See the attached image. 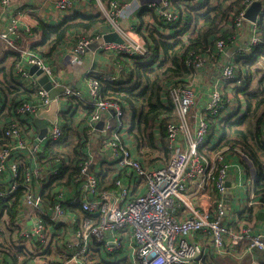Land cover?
Here are the masks:
<instances>
[{
    "label": "built area",
    "instance_id": "2783aa9c",
    "mask_svg": "<svg viewBox=\"0 0 264 264\" xmlns=\"http://www.w3.org/2000/svg\"><path fill=\"white\" fill-rule=\"evenodd\" d=\"M144 1L134 0L140 6ZM0 2L5 6L11 4V0H0ZM190 2L192 3L191 0ZM255 2H261L262 8L257 15V21L247 27L246 24L250 21L246 19L245 14ZM143 4L149 9H154L164 23L172 24L179 20V12L173 6V0H147V3ZM56 6L65 16L70 15L75 8L72 0H57ZM95 7L97 8L95 14H104L112 25L113 32L118 33L122 39L121 43L104 42L101 46L103 52L114 57L149 58L153 56V52L136 34L129 21V14L133 11L131 3L117 0L112 1L107 7L101 0H97ZM238 11L233 21L237 33L242 35L248 28L252 35L237 48L236 57L251 58L255 49L264 45V31L260 25L258 26V19L264 14V0H244L242 9ZM22 14L20 8L16 7L10 16L8 26L0 31V43H5L7 52H19L17 42L12 36L19 35L18 21ZM2 18L0 16V25ZM99 38H103V35L80 38L71 51V62L80 66L84 65L83 55L86 49L94 39ZM215 47L217 54L222 55L229 45L219 39ZM25 55L29 64L37 66L44 75L49 77L54 88L59 86L54 80L51 66L41 55L32 50L25 52ZM211 57L192 52L187 56L185 63L193 70V73H196L209 65ZM261 59L264 61V55ZM117 65V69L122 68L119 62ZM20 72L27 75L23 70ZM90 74L91 72L87 71V85L92 100H86L80 90L65 88L64 93L58 95L56 101L59 103V98L67 97L79 100L84 106L92 107L93 110L89 116L93 127L94 123L100 120L103 110L108 109L113 112L116 123L113 124L112 120H108L101 133L108 139V145L113 147L116 155L114 161L122 172L121 177L116 179L112 188L108 190L101 188L99 175L90 168L92 158H85L80 161V171L73 178L75 184H78L77 194L67 197L63 192H58L52 203L45 206V210L42 209L45 200L42 192L34 190L36 174L30 168V158L40 151L43 140L48 139L49 142L54 143L64 137L66 121L56 120L46 137L43 139L36 137V145H32L25 138V128L13 120L18 114L36 113L39 109L50 106L53 100L49 91L40 89L36 92L37 100H23L16 106L11 123L4 128V136L0 143V175L8 173L10 178L8 184L0 186V199L12 197L20 186L25 189L15 223H11L6 209H3L0 216V232L6 237L9 246L31 250L35 258L28 264H64V262H52L49 259L47 249L52 245L54 234L43 217L48 216L55 223L54 227H60L67 217L69 207H78L83 215L80 221L72 226L73 239L63 241L66 252L65 263L86 256L90 251L92 239L99 243L104 242L109 248H112L110 243L118 247L121 245V234L127 233L138 264H184L202 256V246L188 240L190 234L200 232L208 235L213 251L220 257H243L255 250L264 251V232L255 234L249 226L236 228L223 223L222 201L213 211L193 210V214L184 220H178L173 215L176 209L175 201L178 207L185 206L192 209L186 196L188 181L198 182L199 186L207 182L212 183L220 194L226 190L229 166L225 161L226 150L215 153L212 159H209L201 152V148L209 132L207 117L217 115L224 110L230 104L229 99L218 90L212 91L202 116L198 117V123L190 134L188 116L195 100L193 79L191 78L185 84L171 86L168 92L175 106L177 119L168 125L170 159L163 167H147L136 157L134 158L129 147L121 141L119 130L124 127V109L121 104L116 99L104 98L100 91L99 79ZM220 74L236 87L243 83V80L236 75V65L232 61L223 63ZM102 77L110 81L119 79L115 75L108 74H103ZM23 151H28L27 157H23ZM40 156L45 162L43 169L47 170V177L50 179L64 167L63 159L48 160L44 155ZM27 162L29 168L26 169L23 183H21L19 167ZM132 174H136L147 183V191L144 194H134L136 187L130 180ZM126 177L129 182H125ZM254 203L250 202V206ZM26 211L30 216V228L20 224V217H23ZM110 233L114 234L111 242L108 237Z\"/></svg>",
    "mask_w": 264,
    "mask_h": 264
},
{
    "label": "crops",
    "instance_id": "0c3cea01",
    "mask_svg": "<svg viewBox=\"0 0 264 264\" xmlns=\"http://www.w3.org/2000/svg\"><path fill=\"white\" fill-rule=\"evenodd\" d=\"M57 0H11L10 5H3L0 2V16L2 23L0 31L6 29L9 23L11 14L16 7L22 11V16L18 21L19 35H13L12 38L17 42L19 52H7L5 43H0V68H13V81L9 84L8 79L5 78V71L0 72V82L3 87L0 88V139L3 135L6 125L11 123L12 116L16 106L21 102V94L23 98L29 97V100H37L36 92L42 89L39 78L36 75H31L32 65L27 62L25 52L32 50L35 44L42 40V31L39 28L40 22L58 25L61 24L66 17L56 6ZM75 8L72 13L76 11H83L87 14H95L97 8L95 3L97 0H72ZM125 2L133 5L132 12L129 14V21L131 24L138 22V14L143 7L147 8V0L142 2L143 5H138L134 0H124ZM216 1L212 0L211 4ZM193 6V5H191ZM71 13V14H72ZM70 14V15H71ZM102 15V14H101ZM158 15V14H157ZM69 16V15H68ZM105 17V16H104ZM106 24L99 27L97 33L93 31H78L72 32L67 37V40L60 45L56 51L53 52L51 57L45 58V61L51 66L55 82L59 84L58 87H65L80 90L86 100H92L87 85V71L93 75L102 76L103 74L115 75L122 77V68L117 69L112 55L101 50L104 43V36L113 32L112 25L106 19ZM152 21V19L150 20ZM259 24L261 20L258 19ZM264 22V21H263ZM262 22V23H263ZM253 22H247V27ZM264 31V23L260 25ZM103 35V38L94 39V41L86 49L83 58L84 65H76L71 62V51L77 41L83 37ZM252 35L248 28L242 35L236 33L235 40L230 45L224 54L211 57L209 65L199 72L193 73L192 83L195 90L194 105L189 114L190 134L198 123V117L205 110L210 94L214 90H218L222 95L229 99L230 104L226 106L219 114L222 117L238 116L245 112L246 102L243 99L242 93L237 94L236 86L226 81L220 74V68L225 62H235L237 48L241 46L245 39ZM216 49V47H215ZM264 50V45L257 47L255 50ZM33 51V50H32ZM18 52V53H17ZM217 52V50H216ZM215 57V58H214ZM16 62L14 63V61ZM264 63V62H263ZM20 70H23L27 75H23ZM243 75L245 69H241ZM122 74V75H121ZM236 75L240 78L237 72ZM20 94V95H18ZM23 101V100H22ZM61 104L60 110L57 112L56 120H65L64 127L69 128L64 137L53 143L48 139L41 142L40 151L34 153L30 158V168L34 171L35 175V192L43 193L45 203L42 209L45 210L52 203L54 197L47 198V194L43 192L44 185L48 180L47 170L43 169L45 162L41 158V154L51 160L52 158L63 159L64 168L71 166L75 160L85 158H92L91 170L99 175L100 179L112 180L116 176L121 177V170L117 163L114 162L116 155L113 147L108 145V139L103 136L97 128L99 122L112 120L113 124L116 120L113 119V112L111 110H103L101 118L98 122L94 123V127L90 124L89 109L84 107L78 100L61 97L59 98ZM49 106L46 107V110ZM131 115L128 112L124 121V127L119 130L121 141L124 142L131 150L134 158L140 160L147 167H162L165 165L166 160L161 155L151 154L148 155L149 148L139 147L133 138L128 135V118ZM36 113L32 114H18L13 120L19 122L25 128V138L29 144L36 145V137L39 138L40 129L34 123ZM55 120V121H56ZM42 122L48 125L49 118L44 116ZM22 127V128H23ZM32 128V130H31ZM218 136H213L210 139L208 147L215 145ZM52 144V147H48ZM54 149V150H53ZM157 151H155L156 153ZM28 151H23V157H27ZM161 158V159H160ZM47 160V159H46ZM225 161L228 163V174L226 177V190L220 194L214 184L205 183L199 186L198 182L188 181L186 196L191 204L192 209L185 206L178 207L175 201L176 209L173 215L178 220H184L193 214V210L199 212L213 211L216 205L222 201L224 205V220L225 225H231L236 228H243L249 226L255 234L264 232V220L260 219L259 213H264V203L258 202L255 196V180L256 171L249 161L246 154L235 153L234 150L225 152ZM44 162V163H43ZM63 171V169L61 170ZM70 169L64 175L63 181L54 189L55 195L58 192H63L67 197H73L77 194L78 184L69 178ZM135 173V172H132ZM110 175L112 179L110 178ZM199 179V178H198ZM128 178H125V182ZM132 184L135 185L134 194H144L147 191V183L144 179L139 178L136 174L130 176ZM10 181L9 174L5 173L0 175V186L8 184ZM113 181V180H112ZM110 181V183L112 182ZM114 182V181H113ZM200 182V179H199ZM101 183V181H100ZM43 184V185H42ZM100 187L104 188L102 184ZM231 187V188H229ZM232 191V193H231ZM250 202H255L250 206ZM249 207L253 208L252 211H247ZM29 212L26 211L24 216L20 217V224L25 228L31 227ZM83 212L80 208L72 207L68 210L66 219L61 223L60 227H54L55 223L48 217L44 216V220L50 230L53 232L52 245L47 249L49 259L52 262H59L64 264H138L136 253L129 234H121V245L114 247L112 243L109 248L104 242L99 243L91 240V248L86 256L79 258L76 261L65 263L66 252L63 248V241L73 239V228L77 224ZM114 234H109V242L113 239ZM188 240L191 243H199L203 248V255L188 261L184 264H264V251L255 250L251 254L243 257H220L215 254L212 248L211 241L207 234L204 232L190 234ZM9 243V242H8ZM7 243V244H8ZM9 251H0V264H28L32 263L35 258L31 250L26 248L6 246Z\"/></svg>",
    "mask_w": 264,
    "mask_h": 264
},
{
    "label": "trees",
    "instance_id": "16d2710c",
    "mask_svg": "<svg viewBox=\"0 0 264 264\" xmlns=\"http://www.w3.org/2000/svg\"><path fill=\"white\" fill-rule=\"evenodd\" d=\"M112 1L117 0H101L107 7ZM191 1L192 3L190 0H173V6L179 12V20L172 24L161 21L154 9L143 7L138 14V22L132 25L136 34L153 52V56L149 58L111 56L110 58L115 63L119 62L122 67L123 76L116 80H105L102 76L90 74L99 79L100 91L104 98L116 99L121 104L124 109V119L127 113H130L129 137L133 138L137 146L141 148L147 146L148 155H161L166 160L165 165L171 154L168 125L177 119L168 89L173 85L185 84L192 78L193 70L185 63L190 53L216 56L217 40L222 39L229 46L233 44L237 33L233 21L239 13L238 10L242 9L244 0H215L214 4H211L212 0ZM259 20L261 23L258 22V26L264 23V14ZM106 22V18L100 13L87 14L83 11H76L66 16L58 25L40 22L42 40L35 44L32 50L44 59L51 57L53 52L67 40L70 33L75 31L97 33L99 27ZM263 55L264 50L258 49L251 58L239 56L236 58L234 62L236 72L243 80L242 85L237 86L236 89L237 94L242 93L246 102L245 112L224 118L219 114L222 111L214 116L209 115L207 117L209 132L201 148V152L209 159H212L215 153L225 150L246 154L256 171L255 196L260 203H264V61L261 59ZM13 68V64L10 68H0V72L5 71V78L8 79L9 84L13 81ZM240 68L245 69L244 75ZM2 87L3 84L0 82V88ZM27 94L18 95L22 100H29V97H22ZM84 107L93 110L90 106ZM68 130L69 128H66L65 135ZM216 135L217 142L209 148L211 137ZM48 147H52V144ZM54 159L56 158L51 160ZM81 160L73 161L67 168L63 167V171L61 169L46 182L43 192L47 194L48 199L55 196L54 189L63 181L68 169H70L68 182L69 178L73 180L79 173ZM28 168V162L19 167V182L23 183ZM110 178L112 179L111 175ZM116 179L115 176L113 182L102 181L101 178L100 185L108 190L114 186ZM24 190V187L20 186L12 197L0 199V216L3 209H6L11 223L16 221ZM252 209L249 207L247 211ZM7 245L6 237L0 232V251H9Z\"/></svg>",
    "mask_w": 264,
    "mask_h": 264
},
{
    "label": "water",
    "instance_id": "95a60500",
    "mask_svg": "<svg viewBox=\"0 0 264 264\" xmlns=\"http://www.w3.org/2000/svg\"><path fill=\"white\" fill-rule=\"evenodd\" d=\"M261 8H262L261 2L253 3L246 11V14H245L246 19L249 20L250 22L255 23L257 21V15L260 12ZM103 39H104V42H107V43L109 42L121 43L122 42V39L120 38L119 34L116 32H112L110 34L105 35ZM31 75H36L39 78L40 84L45 90L49 91L50 97L53 100L49 106V109L48 110L44 108L39 109L36 112V118L34 119V123L40 129L39 138L43 139L52 129V126L43 123L42 118L46 116L49 118L50 123L55 122L57 112L61 108V104L56 101V98L58 95H61L62 93H64L65 87L54 88L49 80V77L44 75L43 72L37 68V66H32ZM104 125H105L104 121L99 122L97 125L98 130L102 131L104 128ZM258 217L264 220V213L262 212L259 213Z\"/></svg>",
    "mask_w": 264,
    "mask_h": 264
},
{
    "label": "rangeland",
    "instance_id": "374dc122",
    "mask_svg": "<svg viewBox=\"0 0 264 264\" xmlns=\"http://www.w3.org/2000/svg\"><path fill=\"white\" fill-rule=\"evenodd\" d=\"M103 16H104V14H102ZM6 230H7V228L6 227H4Z\"/></svg>",
    "mask_w": 264,
    "mask_h": 264
}]
</instances>
